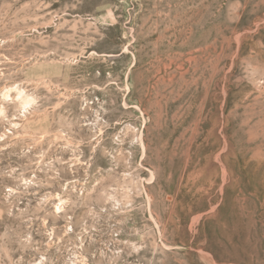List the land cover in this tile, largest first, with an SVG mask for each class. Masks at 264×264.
Returning <instances> with one entry per match:
<instances>
[{
  "label": "rangeland",
  "instance_id": "rangeland-1",
  "mask_svg": "<svg viewBox=\"0 0 264 264\" xmlns=\"http://www.w3.org/2000/svg\"><path fill=\"white\" fill-rule=\"evenodd\" d=\"M0 264H264V0H0Z\"/></svg>",
  "mask_w": 264,
  "mask_h": 264
}]
</instances>
